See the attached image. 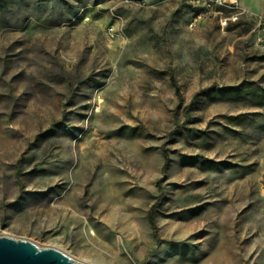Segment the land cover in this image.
Instances as JSON below:
<instances>
[{
    "label": "rangeland",
    "instance_id": "rangeland-1",
    "mask_svg": "<svg viewBox=\"0 0 264 264\" xmlns=\"http://www.w3.org/2000/svg\"><path fill=\"white\" fill-rule=\"evenodd\" d=\"M211 1L0 0V237L264 264V0Z\"/></svg>",
    "mask_w": 264,
    "mask_h": 264
},
{
    "label": "water",
    "instance_id": "water-1",
    "mask_svg": "<svg viewBox=\"0 0 264 264\" xmlns=\"http://www.w3.org/2000/svg\"><path fill=\"white\" fill-rule=\"evenodd\" d=\"M0 264H82L58 249H41L30 241L0 237Z\"/></svg>",
    "mask_w": 264,
    "mask_h": 264
},
{
    "label": "built area",
    "instance_id": "built-area-1",
    "mask_svg": "<svg viewBox=\"0 0 264 264\" xmlns=\"http://www.w3.org/2000/svg\"><path fill=\"white\" fill-rule=\"evenodd\" d=\"M212 4H217L218 6L228 9L232 12V15L228 18H225L222 20V26L226 27L228 23L230 22H237L241 16H245L247 14H251V11L244 7L240 0H212ZM259 24L260 26L264 27V17H259ZM195 26V24H192V27ZM111 34H114V29L111 28L109 30Z\"/></svg>",
    "mask_w": 264,
    "mask_h": 264
},
{
    "label": "crops",
    "instance_id": "crops-1",
    "mask_svg": "<svg viewBox=\"0 0 264 264\" xmlns=\"http://www.w3.org/2000/svg\"><path fill=\"white\" fill-rule=\"evenodd\" d=\"M241 4L245 6H247L249 8V6H251V4H248L247 0H240ZM254 2V1H253ZM253 4H256L255 2Z\"/></svg>",
    "mask_w": 264,
    "mask_h": 264
}]
</instances>
